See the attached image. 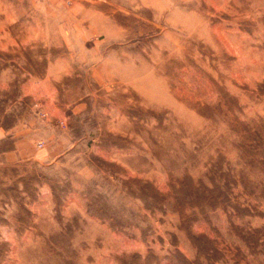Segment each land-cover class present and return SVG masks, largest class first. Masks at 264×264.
I'll return each mask as SVG.
<instances>
[{"label":"rangeland","instance_id":"obj_1","mask_svg":"<svg viewBox=\"0 0 264 264\" xmlns=\"http://www.w3.org/2000/svg\"><path fill=\"white\" fill-rule=\"evenodd\" d=\"M0 264H264V0H0Z\"/></svg>","mask_w":264,"mask_h":264}]
</instances>
